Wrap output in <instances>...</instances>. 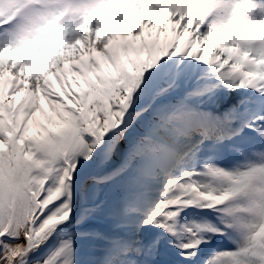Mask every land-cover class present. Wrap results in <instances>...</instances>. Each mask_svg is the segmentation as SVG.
Masks as SVG:
<instances>
[{"label": "snow or ice", "instance_id": "1", "mask_svg": "<svg viewBox=\"0 0 264 264\" xmlns=\"http://www.w3.org/2000/svg\"><path fill=\"white\" fill-rule=\"evenodd\" d=\"M0 264H264V0H0Z\"/></svg>", "mask_w": 264, "mask_h": 264}, {"label": "rangeland", "instance_id": "2", "mask_svg": "<svg viewBox=\"0 0 264 264\" xmlns=\"http://www.w3.org/2000/svg\"><path fill=\"white\" fill-rule=\"evenodd\" d=\"M70 64V62H68Z\"/></svg>", "mask_w": 264, "mask_h": 264}]
</instances>
